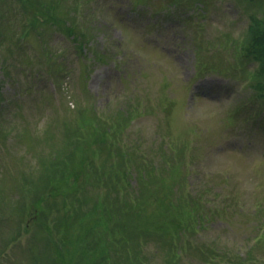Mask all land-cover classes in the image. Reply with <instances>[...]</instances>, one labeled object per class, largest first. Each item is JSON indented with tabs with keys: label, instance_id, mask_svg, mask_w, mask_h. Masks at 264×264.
Returning <instances> with one entry per match:
<instances>
[{
	"label": "rangeland",
	"instance_id": "obj_1",
	"mask_svg": "<svg viewBox=\"0 0 264 264\" xmlns=\"http://www.w3.org/2000/svg\"><path fill=\"white\" fill-rule=\"evenodd\" d=\"M134 1H57L58 15L65 13L64 28L72 25L71 29L89 32H84L86 36L79 42L80 51L73 46V35L57 25L40 23L35 29L29 27L30 14L17 13L21 22L14 25L13 52H1L6 61L0 67V121L10 118L26 123L32 131H41L53 110L52 106L45 108L46 96L60 118L73 113L75 100L98 111L116 97L123 106L131 103L137 111L123 130L122 150H127L128 138L133 140L135 135L144 142L142 148L165 141V149L172 154L183 149L176 155V163L186 177L185 192L202 187L210 190L207 196L211 201L205 208L216 216L194 240L225 252L231 260L244 257L249 249L250 264H264V217L255 214L257 205H264V101L250 97L238 80L209 68L220 66L222 60L226 71H231L230 51L216 43L226 34L241 33L249 22L248 10L239 0H210L203 15L199 14L201 4L198 10L165 2L157 9L160 0H149V5ZM43 29L47 30L45 41L39 31ZM213 40L215 45L210 44ZM45 43L57 52L51 62V69L60 63L53 70L57 76L46 79L47 66L43 64L36 68L40 76L35 72L26 78L22 57L43 59ZM201 62L206 64L203 71ZM25 84H32V89L25 91ZM243 99L246 102L241 103ZM16 130L11 128L5 143L0 142V171L8 169V174H14L15 166L27 160ZM24 152L23 160L17 157ZM92 161L97 164V157ZM129 170L127 182L134 184L131 166ZM86 190L92 195L94 183ZM34 217L29 208L23 220L28 228L6 247L1 240L8 237L12 226L5 224L10 219L0 222V264H30ZM147 244L143 264H156L155 248L152 242ZM179 256V264L202 263L190 251Z\"/></svg>",
	"mask_w": 264,
	"mask_h": 264
},
{
	"label": "trees",
	"instance_id": "obj_2",
	"mask_svg": "<svg viewBox=\"0 0 264 264\" xmlns=\"http://www.w3.org/2000/svg\"><path fill=\"white\" fill-rule=\"evenodd\" d=\"M57 1L0 0V67L6 61L1 52L12 54V43H16L12 35L15 22L21 20L17 13L30 14L29 27L35 29L40 23L45 27L47 23L57 25L66 34L73 35V46L79 50V42L88 31L80 32L74 26L71 29L72 25L64 28L65 13L58 15ZM209 1L160 0L156 7L160 9L168 2L199 10L201 4L202 13L199 14L203 15ZM239 1L248 10L249 22L245 28L238 36L226 34L219 43L210 42L230 51L231 71H226L222 60L220 66L208 67L238 80L249 91L250 97L264 101L263 0ZM134 2L152 4L149 0ZM39 31L42 39L43 36L46 38L47 30ZM48 44L42 47L43 59L22 57L27 65L24 70L26 78H31L35 72L40 76L36 68L43 64L47 66L43 74L46 79L57 76L53 70L60 63H52L51 69L57 52ZM205 65L201 62L200 71L205 70ZM1 88L0 81V100ZM31 89L32 84H25V91ZM48 94L45 93L44 97ZM48 99L46 96L45 108L52 106L53 110L41 131H32L26 123H16L10 118L0 121V142L4 144L10 129L16 128V140L23 144L27 154V160H23L25 152L17 156L23 161L15 166L14 174H8V169L0 171V222L10 219L5 224L12 226L7 232L8 237L1 240L4 247L18 240L22 231L28 228L23 220L32 208L35 217L32 221L33 244L28 248L32 258L30 264H143V250L149 247L147 242H152L155 248L152 254L158 256L156 264H179V255L188 251L203 264H250L249 249L244 257L231 260L225 257V252L194 240L195 234L205 229L216 214L205 208L211 201L207 196L208 187L185 192L183 183L186 177L176 163L179 160L176 155L183 149L172 154L165 149V141L155 147L142 148L144 142L135 135L133 140L127 137L130 145L127 150H122L123 130L137 111L134 105L123 106L116 97L98 111L75 100L76 109L72 112L76 115L71 112V115L60 118ZM135 102L140 105V98ZM114 155L116 159L111 158ZM95 156L98 162L94 165L92 159ZM130 166L134 171L131 170L134 184L127 182ZM93 172H97L95 179L91 178ZM164 173L168 174L169 180ZM92 183L95 190L90 195L86 188ZM213 194L219 195L218 192ZM256 209L255 214L264 217V205L258 204Z\"/></svg>",
	"mask_w": 264,
	"mask_h": 264
}]
</instances>
